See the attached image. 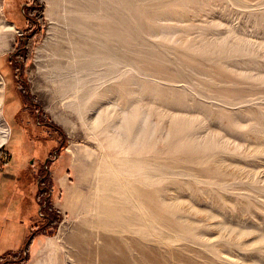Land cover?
I'll list each match as a JSON object with an SVG mask.
<instances>
[{
	"label": "rangeland",
	"instance_id": "374dc122",
	"mask_svg": "<svg viewBox=\"0 0 264 264\" xmlns=\"http://www.w3.org/2000/svg\"><path fill=\"white\" fill-rule=\"evenodd\" d=\"M57 1L0 0V264H83L80 228L96 244L119 235L86 223L117 201L137 217L127 240L151 238L171 264H264V0L116 1L139 32L135 65L119 62L116 76L133 75V101L161 90L132 119L137 101L110 93L105 65L80 69L87 0ZM140 188L162 189L156 212L176 223Z\"/></svg>",
	"mask_w": 264,
	"mask_h": 264
},
{
	"label": "bare ground",
	"instance_id": "6f19581e",
	"mask_svg": "<svg viewBox=\"0 0 264 264\" xmlns=\"http://www.w3.org/2000/svg\"><path fill=\"white\" fill-rule=\"evenodd\" d=\"M116 1L119 3L123 2L124 5H128L132 9H139V5L136 0H87L83 3L79 2L78 5H86V12L81 14L77 19V24L82 28L83 34H81L80 40L78 42L79 55H82L83 59L79 60L80 69H93L96 71L98 66L105 65V74H108L113 80L114 83L111 84L108 88L110 89L111 94H120L126 96V104L133 103L135 105V100L137 101V106L135 109L130 112L127 116L128 119L135 117L136 113L139 114L140 106H138L142 98H149V94L154 92L161 91L156 87H152L149 91L148 88L139 90V99L133 101L134 90L129 84L134 80L133 75L129 74L126 76H116V70L120 74L118 67L119 62L121 61L129 63V65H135V58L132 56L134 49L132 46L134 40L139 36V32L135 30V23L131 17L124 15L122 13L123 6H116ZM160 1H157L159 4ZM58 5L57 0H50V11L53 10ZM99 11L98 16L96 17V22L90 17L89 10ZM60 53H62L60 51ZM112 62V63H109ZM113 64V65H112ZM146 66V64L142 65ZM125 72H129L131 69L126 68ZM97 73V72H96ZM112 82V81H111ZM96 91H93V94H96ZM129 95V96H128ZM136 95V94H135ZM81 98V97H80ZM103 101V100H102ZM80 103V102H79ZM101 103V102H100ZM85 105H90L89 100L85 101ZM125 120V119H124ZM135 120L132 121L134 123ZM160 132V130H158ZM155 133V131H152ZM124 134H130L132 137H141L140 140L146 139L148 132H140L137 130L130 131L127 130ZM124 136V135H123ZM116 141L118 140L115 137ZM137 158H131V162L134 163ZM142 165L140 162L134 164ZM164 167V164L161 165V168ZM155 190V193H154ZM145 189L140 188V192L146 195V201L153 208V213L156 212L157 200L161 199L162 189ZM77 194V190L71 188L69 193H67V202L69 199H73ZM142 194V195H143ZM119 201L114 205L113 203H107L105 206V211L102 213L96 212L87 218V225H90L95 222H99L103 225H108V222H111V226L118 232L119 235L107 237L105 234H101L100 238L102 243H94L96 238L95 233L85 230L86 225L83 228H80L78 236L83 239V241L78 240L80 244L77 245V250L73 253V256L76 257L83 264H98L96 255H100L99 264H131L129 261V255L127 249L130 247L138 248L142 250V254L148 259V264H171L170 251L167 253H162L161 251L151 247L148 243L150 239H146V242L141 239H128L125 232L132 231L129 225L126 223V220L132 218L136 220V214H131L126 217L119 211ZM111 206V207H110ZM116 206V207H115ZM97 211V208L95 209ZM109 211V213H107ZM156 217L161 221L163 225L166 223L175 224L176 220L169 218L166 214L160 212L155 213ZM90 223V224H89ZM123 233H125L123 235ZM159 244L160 241H157ZM112 248L117 249V255L113 256ZM175 257L178 260H182L183 256L179 253H174ZM190 261L189 257H186Z\"/></svg>",
	"mask_w": 264,
	"mask_h": 264
},
{
	"label": "crops",
	"instance_id": "0c3cea01",
	"mask_svg": "<svg viewBox=\"0 0 264 264\" xmlns=\"http://www.w3.org/2000/svg\"><path fill=\"white\" fill-rule=\"evenodd\" d=\"M34 199H35V198H34ZM32 201H34V200H32ZM34 202H35V201H34ZM39 211H40V209H39ZM34 223H35V221H34L33 224H31V225L29 226V228L27 229L26 237H27V235L31 234V232L35 229V227L33 226ZM18 250H19V249H18ZM16 251H17V250H16Z\"/></svg>",
	"mask_w": 264,
	"mask_h": 264
},
{
	"label": "flooded vegetation",
	"instance_id": "af4514ba",
	"mask_svg": "<svg viewBox=\"0 0 264 264\" xmlns=\"http://www.w3.org/2000/svg\"><path fill=\"white\" fill-rule=\"evenodd\" d=\"M14 114H15V113H14ZM15 116H16V114L14 115V117H15ZM53 159H54V158H53ZM47 162H49V158L46 159V163H47ZM38 184H39V189H42L41 185H44L45 183H44L43 181H39ZM38 197H40V193H39Z\"/></svg>",
	"mask_w": 264,
	"mask_h": 264
}]
</instances>
